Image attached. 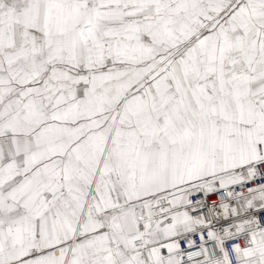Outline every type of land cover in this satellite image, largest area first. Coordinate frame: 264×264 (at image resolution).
I'll return each mask as SVG.
<instances>
[{"label": "snow or ice", "instance_id": "6c2138e0", "mask_svg": "<svg viewBox=\"0 0 264 264\" xmlns=\"http://www.w3.org/2000/svg\"><path fill=\"white\" fill-rule=\"evenodd\" d=\"M0 264H264V0H0Z\"/></svg>", "mask_w": 264, "mask_h": 264}, {"label": "built area", "instance_id": "2783aa9c", "mask_svg": "<svg viewBox=\"0 0 264 264\" xmlns=\"http://www.w3.org/2000/svg\"><path fill=\"white\" fill-rule=\"evenodd\" d=\"M213 199H215V197H213Z\"/></svg>", "mask_w": 264, "mask_h": 264}]
</instances>
